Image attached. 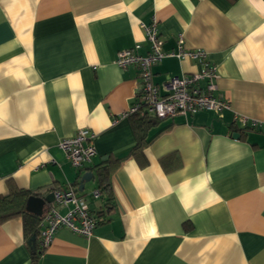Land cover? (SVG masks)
Listing matches in <instances>:
<instances>
[{
  "label": "crops",
  "instance_id": "0c3cea01",
  "mask_svg": "<svg viewBox=\"0 0 264 264\" xmlns=\"http://www.w3.org/2000/svg\"><path fill=\"white\" fill-rule=\"evenodd\" d=\"M154 19L163 50L205 51L229 108L160 119L134 153L141 79L115 57L136 43L146 54ZM198 69L166 56L152 80ZM251 121L264 123V0H0V197L68 184L88 194L100 187L95 166L117 160L110 204L103 192L90 203V236L60 227L33 262L11 216L0 220V264H264V124ZM84 127L96 152L74 167L59 141ZM52 205L65 210L54 199L32 208Z\"/></svg>",
  "mask_w": 264,
  "mask_h": 264
},
{
  "label": "built area",
  "instance_id": "2783aa9c",
  "mask_svg": "<svg viewBox=\"0 0 264 264\" xmlns=\"http://www.w3.org/2000/svg\"><path fill=\"white\" fill-rule=\"evenodd\" d=\"M148 52L139 54V44L120 49L116 53L115 63L119 66L136 65L141 79L138 88L137 101L130 108V113H152L159 119L171 118L175 115H192L199 110L221 111L229 108V102L215 94L217 77L215 65L206 59L203 49H186L181 46L176 51H165L163 41L159 36L156 20L143 24ZM166 56L179 59H196L200 69L189 73L169 77L161 85L152 80V66ZM236 120L243 126L249 118L237 115ZM251 126L264 123L251 121ZM59 147L74 167H81L91 161L95 154L94 133L88 128H80L73 135L63 137ZM54 201L62 205V212L54 205L48 207L39 221V243L46 247L51 242L56 230L66 227L83 236H90L99 218L91 210L92 199H101L100 189H93L88 194L79 193L76 186L68 184L61 189H55Z\"/></svg>",
  "mask_w": 264,
  "mask_h": 264
},
{
  "label": "trees",
  "instance_id": "16d2710c",
  "mask_svg": "<svg viewBox=\"0 0 264 264\" xmlns=\"http://www.w3.org/2000/svg\"><path fill=\"white\" fill-rule=\"evenodd\" d=\"M133 125L137 133V142L132 148V152H140L147 143V131L160 120L156 116H150L147 113H140L139 111L132 113ZM251 129V127H243L244 130ZM117 162L116 159L107 158L102 163L96 165V172L98 174L99 189L105 194L104 205L108 206L111 201L110 185L108 182V175L111 168ZM29 191L25 189H17L9 194L0 197V220H5L11 216L20 215L23 221L24 236L27 239L35 235L34 249H30L32 261H36L39 255L44 250L40 246L39 240V221L42 215L34 214L25 209V201L29 195Z\"/></svg>",
  "mask_w": 264,
  "mask_h": 264
},
{
  "label": "water",
  "instance_id": "95a60500",
  "mask_svg": "<svg viewBox=\"0 0 264 264\" xmlns=\"http://www.w3.org/2000/svg\"><path fill=\"white\" fill-rule=\"evenodd\" d=\"M92 176V172L89 171V172H85L82 177H81V184L82 185V182L83 180H89ZM54 199V193L53 192H49L48 194H46L44 197H37L35 195H30L27 200H26V210H29V211H32L34 212L35 214L39 215L41 213L40 209L39 208H32V204H35V203H41V204H44V202H50ZM35 238L36 236L35 235H32L30 236V238L28 239V243L30 245V247L32 249H34V244H35Z\"/></svg>",
  "mask_w": 264,
  "mask_h": 264
}]
</instances>
